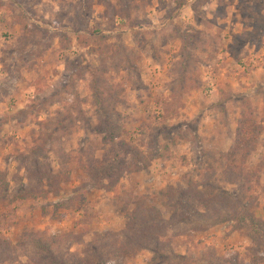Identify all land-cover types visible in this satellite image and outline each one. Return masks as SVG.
<instances>
[{
  "label": "rangeland",
  "instance_id": "374dc122",
  "mask_svg": "<svg viewBox=\"0 0 264 264\" xmlns=\"http://www.w3.org/2000/svg\"><path fill=\"white\" fill-rule=\"evenodd\" d=\"M86 262L264 264V0H0V264Z\"/></svg>",
  "mask_w": 264,
  "mask_h": 264
},
{
  "label": "trees",
  "instance_id": "16d2710c",
  "mask_svg": "<svg viewBox=\"0 0 264 264\" xmlns=\"http://www.w3.org/2000/svg\"><path fill=\"white\" fill-rule=\"evenodd\" d=\"M257 123L252 119L251 115L245 114L243 115L240 123H239V128H238V135L239 138L237 140V144L235 147V150H233L231 152V156L234 157V159L237 156H240L241 153L246 154L248 146L251 145L256 138V134L259 132V130L257 129ZM245 158V156H243ZM101 165V163H98ZM99 166V165H98ZM126 167L127 171L130 172H135L139 169H141L143 167V162H141L140 160H138L137 156L133 157V159L130 161H124L122 162V165ZM231 167L234 168V165L231 164ZM85 170L90 174H92V170L90 168H87L85 166ZM209 182V181H208ZM208 185V184H207ZM211 184H209L210 186ZM199 186H201L200 184L194 186L193 184H191V186L188 187V189L183 188V189H178L176 190L175 188L171 189V193L169 194L170 196L175 195V192L178 191L179 194L177 195V197L175 199H169L170 202L172 203V206L174 207V209L177 210H183V215L185 216L183 219H189L192 216V213H190L191 210L195 211L196 207H198L199 205L202 206L203 208L209 209L211 207H213L214 205H217L218 201L221 199V196L224 195L222 191H202L201 189H199ZM173 190H175L173 192ZM47 193L45 191H39V192H26V194H24L22 197L23 198H28V197H33V198H37V197H42V196H46ZM144 199V198H143ZM145 199H148L145 198ZM191 200H193L194 202H191ZM185 212V213H184ZM197 212V210H196ZM174 213L176 215H180L178 211H174ZM175 215V216H176ZM160 217L162 218V216L160 215ZM110 243H113L112 245V250H116V254H111L112 256L110 257H116L118 255H120L122 253V249L125 248L123 245H121V241H120V236H118V238L115 239H110ZM105 250H100L98 251L100 252H104ZM111 253V252H109ZM103 259H105L103 257ZM107 259V258H106ZM105 259V260H106ZM109 259V257H108ZM87 263V262H86ZM89 264V263H87Z\"/></svg>",
  "mask_w": 264,
  "mask_h": 264
}]
</instances>
